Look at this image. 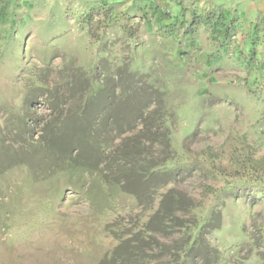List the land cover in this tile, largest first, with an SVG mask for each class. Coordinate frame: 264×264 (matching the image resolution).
Wrapping results in <instances>:
<instances>
[{"label":"rangeland","instance_id":"374dc122","mask_svg":"<svg viewBox=\"0 0 264 264\" xmlns=\"http://www.w3.org/2000/svg\"><path fill=\"white\" fill-rule=\"evenodd\" d=\"M157 9L156 0H0V157L14 159L0 174V264H100L119 239L144 230L171 190L192 201L190 216L179 213L199 227L222 213L221 229L207 235L217 264H262L264 124L253 118L264 115L250 99L239 28L164 24L171 14L155 18ZM103 59L113 72L127 63L148 74L167 95L173 155L159 171L172 176L142 201L101 170L64 168L39 143L57 119L49 91L63 95L75 67L95 76ZM148 151L166 156L162 146ZM187 236L177 230L162 242L179 247Z\"/></svg>","mask_w":264,"mask_h":264},{"label":"trees","instance_id":"16d2710c","mask_svg":"<svg viewBox=\"0 0 264 264\" xmlns=\"http://www.w3.org/2000/svg\"><path fill=\"white\" fill-rule=\"evenodd\" d=\"M221 16L193 13L190 29L201 24L219 25ZM93 73L95 76L75 67L64 86L67 95H60L59 89L49 91L57 119L45 126L39 143L57 155L64 168L101 170L108 182L111 175L124 192L142 201L172 176L159 171L173 155L167 95L148 74L132 70L127 63L113 72L111 63L103 59ZM69 101H75V108L66 111ZM157 146L166 150L163 160L148 151ZM0 158L1 174L12 167L14 159ZM191 206L186 195L167 192L144 230L119 239L100 264H154L166 256L174 258L173 264H217L220 252L211 246L207 235L221 229L222 213L214 212V219L199 227L195 220H184L179 213L185 210L190 216ZM177 230H186L188 235L181 246L169 247L162 242ZM260 257L264 264V252Z\"/></svg>","mask_w":264,"mask_h":264},{"label":"crops","instance_id":"0c3cea01","mask_svg":"<svg viewBox=\"0 0 264 264\" xmlns=\"http://www.w3.org/2000/svg\"><path fill=\"white\" fill-rule=\"evenodd\" d=\"M156 3L158 9L155 18H161V15L166 12L171 14L170 17L161 18L164 24H172L176 20L184 19L185 25H190L193 13L198 15L213 13L222 14L219 18V25H233L239 28L237 46H240L239 51L242 53V59L248 57L252 69L249 79L253 84L251 94L252 92L255 94L250 99L254 102L255 107L263 111L262 115H264V103L260 104L258 100L260 93H263L264 96L262 88H259L264 82V0H156ZM148 4L140 5L138 11L142 14L148 13L151 7ZM205 32L209 36V31ZM253 34H256L254 43L251 42ZM248 42H250V46L247 45ZM248 48L253 52H250ZM248 51L250 54H247ZM253 119L264 124L263 117L260 119L259 116H256Z\"/></svg>","mask_w":264,"mask_h":264},{"label":"built area","instance_id":"2783aa9c","mask_svg":"<svg viewBox=\"0 0 264 264\" xmlns=\"http://www.w3.org/2000/svg\"><path fill=\"white\" fill-rule=\"evenodd\" d=\"M236 38H237V37H236L235 35H234V36H232V39H233V40H236Z\"/></svg>","mask_w":264,"mask_h":264}]
</instances>
